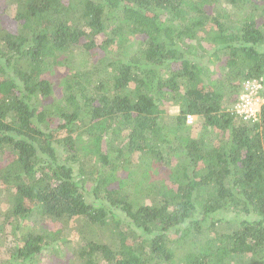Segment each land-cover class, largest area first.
Here are the masks:
<instances>
[{
  "label": "trees",
  "instance_id": "1",
  "mask_svg": "<svg viewBox=\"0 0 264 264\" xmlns=\"http://www.w3.org/2000/svg\"><path fill=\"white\" fill-rule=\"evenodd\" d=\"M12 1L24 28L0 22V264H39L60 241L75 264H264V106L257 122L228 107L264 76V2ZM73 61L88 69L47 102Z\"/></svg>",
  "mask_w": 264,
  "mask_h": 264
},
{
  "label": "rangeland",
  "instance_id": "2",
  "mask_svg": "<svg viewBox=\"0 0 264 264\" xmlns=\"http://www.w3.org/2000/svg\"><path fill=\"white\" fill-rule=\"evenodd\" d=\"M258 2L263 3L264 0H259ZM13 4H14V2L12 0H0V22L4 28H6L7 30L11 31L14 34H18L19 31H21V29L24 27H22V25L20 23H18L15 19H13L14 12H15V8H14ZM259 21H260V19H259ZM95 58L97 59L99 57L95 56ZM77 61H79V60H77ZM77 61H73V65L58 66L55 68L56 69L55 73H52V74L49 73L48 74V76L51 74L50 77H51L52 81L55 82V86H54L52 94L46 99L47 102L52 101L53 98H61L62 93H61V85L59 84V82H60V78L63 77V75L66 76L67 74H70V73H72L78 69L79 70L88 69L87 67L81 69L79 62H77ZM89 62H90V60H89ZM230 106L231 105H229L228 107L230 108ZM173 107H177V106H171L169 108L168 114H170V109ZM178 113H179V111L176 112L175 114H170V115L175 116ZM202 122H203L202 120H198V124L196 123V126L202 125ZM217 132L218 131L215 130L214 133H217ZM219 133H221V132H219ZM194 134H196L195 131H194ZM3 164H4V158L0 157V167ZM159 169H161V170H159ZM159 169L154 168L151 170V178L157 177V176H155L157 173H158V176L160 178L167 176V174H168L167 173L168 172L167 167H164V168L159 167ZM5 186H7V185L6 184L2 185L1 189H3V187H5ZM7 188H8V186H7ZM4 194H5L4 192H2V191L0 192V196H3ZM88 201H90V202L94 201V198L92 195H89ZM7 207H8V205H7L6 201H2V208L5 209ZM225 215L227 216V219L228 218L232 219L234 216L233 213H226ZM83 224H84L83 220H80V219H75V220L71 221L69 224H67V226L71 227V229L73 231L71 233H69L68 237L66 236L65 239L70 240L71 237H74L75 240L78 241V239L81 238V236H80L81 234L79 235L76 229L80 225H83ZM226 224L227 223H225V224L220 223L217 225V228H216L217 235L220 236V234L225 233L229 230L230 227L226 226ZM229 225L234 226V224L232 225V223ZM40 226H42L43 230H45V231H51V230L58 229L59 223H56V222L50 221V220H45V221L40 223ZM71 242L73 244L75 243L73 240H71ZM5 243H6L5 245L0 246V261L1 262L8 261L10 259V253L8 252L7 249L11 246V244L10 243L8 244L7 240L5 241ZM79 243H76V244L79 245ZM55 247L56 248H51V247L47 248L41 253L40 258H39V264H75L74 257H75V251L77 248L76 246L73 247L70 242L63 243L62 241H60L55 245Z\"/></svg>",
  "mask_w": 264,
  "mask_h": 264
},
{
  "label": "clouds",
  "instance_id": "3",
  "mask_svg": "<svg viewBox=\"0 0 264 264\" xmlns=\"http://www.w3.org/2000/svg\"><path fill=\"white\" fill-rule=\"evenodd\" d=\"M264 104V76L259 79H245L240 83L237 102L230 106L229 111H235L245 121L260 118V106ZM179 111L178 106L170 109V114ZM198 120L195 115L187 117V123L193 125Z\"/></svg>",
  "mask_w": 264,
  "mask_h": 264
},
{
  "label": "built area",
  "instance_id": "4",
  "mask_svg": "<svg viewBox=\"0 0 264 264\" xmlns=\"http://www.w3.org/2000/svg\"><path fill=\"white\" fill-rule=\"evenodd\" d=\"M247 79H259V78H247ZM264 106V104H262L261 106H260V114H259V116L261 115V111H262V107ZM234 111V110H233ZM235 112V111H234ZM236 113V112H235ZM189 115H192V114H188L187 115V117L189 116ZM241 117V116H240ZM242 118V117H241ZM243 119V118H242ZM260 120V118L258 119V120H252V119H249L248 121H251V122H257V121H259Z\"/></svg>",
  "mask_w": 264,
  "mask_h": 264
}]
</instances>
